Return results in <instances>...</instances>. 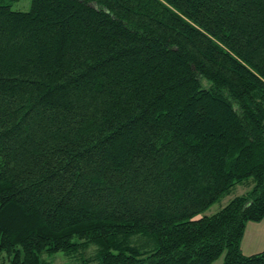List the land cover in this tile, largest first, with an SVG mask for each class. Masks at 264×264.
Wrapping results in <instances>:
<instances>
[{"label":"trees","instance_id":"trees-1","mask_svg":"<svg viewBox=\"0 0 264 264\" xmlns=\"http://www.w3.org/2000/svg\"><path fill=\"white\" fill-rule=\"evenodd\" d=\"M263 219L264 0L0 1V264H264Z\"/></svg>","mask_w":264,"mask_h":264},{"label":"rangeland","instance_id":"rangeland-1","mask_svg":"<svg viewBox=\"0 0 264 264\" xmlns=\"http://www.w3.org/2000/svg\"><path fill=\"white\" fill-rule=\"evenodd\" d=\"M1 3L9 5L13 11H28L30 9L31 0H0ZM203 85L206 83L203 82ZM253 183L252 179L236 185L230 192L223 196L213 206H211L203 215L211 216L220 211L233 197L242 195L248 191L249 186ZM249 185V186H248ZM94 247L87 249L83 255L87 257L94 254ZM240 250L245 255H251L264 250V219L260 223H248L245 229L243 239L241 241ZM80 254H64L56 253L54 255H44V259L48 264H82ZM223 255L213 264H222Z\"/></svg>","mask_w":264,"mask_h":264},{"label":"crops","instance_id":"crops-1","mask_svg":"<svg viewBox=\"0 0 264 264\" xmlns=\"http://www.w3.org/2000/svg\"><path fill=\"white\" fill-rule=\"evenodd\" d=\"M260 223V222H259ZM250 255V254H249Z\"/></svg>","mask_w":264,"mask_h":264}]
</instances>
